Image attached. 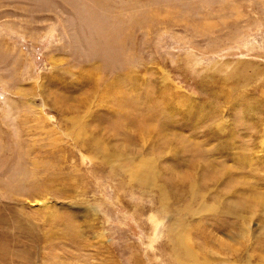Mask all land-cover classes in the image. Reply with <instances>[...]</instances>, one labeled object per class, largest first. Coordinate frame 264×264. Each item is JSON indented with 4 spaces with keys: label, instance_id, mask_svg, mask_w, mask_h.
<instances>
[{
    "label": "rangeland",
    "instance_id": "374dc122",
    "mask_svg": "<svg viewBox=\"0 0 264 264\" xmlns=\"http://www.w3.org/2000/svg\"><path fill=\"white\" fill-rule=\"evenodd\" d=\"M178 233L264 264V0H0V264H186Z\"/></svg>",
    "mask_w": 264,
    "mask_h": 264
},
{
    "label": "bare ground",
    "instance_id": "6f19581e",
    "mask_svg": "<svg viewBox=\"0 0 264 264\" xmlns=\"http://www.w3.org/2000/svg\"><path fill=\"white\" fill-rule=\"evenodd\" d=\"M142 163V162H141ZM148 163V162H147ZM144 164V162L141 164V165H143ZM146 164V163H145ZM144 166V165H143ZM148 166L146 165V168H147ZM145 168V169H146ZM148 171V170H147ZM151 178V177H150ZM152 179V178H151ZM197 188H192V191L194 192L195 190H196ZM190 191V190H189ZM197 192H199V191H197ZM200 193V192H199ZM199 193H197V194H199ZM196 194V193H195ZM193 197H195V196H193ZM197 197V196H196ZM192 199V198H191ZM192 201V200H191ZM164 207V206H163ZM214 207V206H213ZM183 229V228H182ZM181 234V233H180ZM179 233H178V236H177V240L175 241L177 244H178V246H179V250L186 256V258H187V262H185L186 264H199V262H198V259H197V253L198 252H195V250H194V248L191 246L192 244H190V242H189V240L187 239V238H184L185 236H183V235H180ZM186 236H188L187 234H186ZM187 239V240H186ZM180 252V253H181ZM183 255V256H184ZM185 259V258H184ZM177 261L178 262H180L179 261V259H177ZM204 263H206V262H204Z\"/></svg>",
    "mask_w": 264,
    "mask_h": 264
}]
</instances>
